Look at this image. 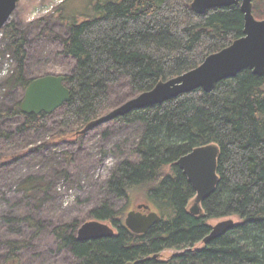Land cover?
<instances>
[{
  "label": "trees",
  "instance_id": "16d2710c",
  "mask_svg": "<svg viewBox=\"0 0 264 264\" xmlns=\"http://www.w3.org/2000/svg\"><path fill=\"white\" fill-rule=\"evenodd\" d=\"M191 1L119 0L84 19L62 16L68 21V33L56 37L59 53L73 61L65 74L69 102L54 113L53 125L48 114L24 113L20 99L11 110L0 113V119L18 117L17 134L53 130L54 139H65L159 81L196 68L209 54L243 36L240 5L199 14L190 7ZM253 13L264 19V0H254ZM3 31L8 54L16 60L8 84L11 90H19V98L35 79L26 76L27 40L14 22ZM121 84L129 92L114 105L112 91ZM134 121L144 125L133 150L135 157L116 165L107 189L126 199L139 196L161 219L147 233L137 234L126 227L123 213L107 206L95 208L94 218L113 223L116 235L85 241L77 239L79 222L53 225L47 232L59 251L72 255L69 264H264V76L246 69L220 81L210 92L199 88L113 120ZM0 136L9 143L14 133L3 131ZM207 144L220 150L219 181L202 202L205 216L194 215L188 205L195 191L177 161ZM34 188L28 181L21 186L28 194ZM230 216H238L241 222L194 249L209 234L211 219ZM27 220L35 229L31 240L40 243L46 227L41 220ZM30 247L39 246L0 242V249H6L0 264H29L34 255ZM171 249L175 253L163 260V252Z\"/></svg>",
  "mask_w": 264,
  "mask_h": 264
},
{
  "label": "rangeland",
  "instance_id": "374dc122",
  "mask_svg": "<svg viewBox=\"0 0 264 264\" xmlns=\"http://www.w3.org/2000/svg\"><path fill=\"white\" fill-rule=\"evenodd\" d=\"M113 1L119 0H19L7 24L14 22L27 40L26 76L38 78L69 73L73 61L59 53V38L68 33L66 19L80 20L87 15H97L108 2ZM3 29L0 32V113L11 110L18 99L21 106L26 91L21 92L18 98L19 90H11L8 84L16 68V60L8 54L9 41L4 37ZM128 92L129 88L124 84L114 87V105ZM55 112L48 114L50 125L54 123ZM19 124L20 119L15 116L7 115L0 119V132L14 133L9 143L6 137L0 136V242L27 241L39 246L30 247L29 252L34 255H31L29 264L72 263V255L59 251L54 245L47 232L51 226L77 221L80 228L85 222L96 219L92 210L103 206L123 213L125 223L130 210L137 209L139 204H148L139 196L126 199L107 189L116 165L126 158L135 157L133 150L144 129L142 123H115L112 120L85 134H77L85 125L74 135L59 140L52 137L55 134L53 130L17 134ZM20 152L23 153L18 155ZM27 181L35 186L30 194L21 189ZM195 196L188 208L193 205ZM29 217L41 220L43 228L46 227L40 243L31 240L35 229L27 220ZM229 218L237 224L241 222L238 216H230L213 218L208 223L213 227ZM100 221L117 231L113 223ZM203 245L204 242L200 241L194 249ZM34 249L37 251H31ZM173 253L174 250H167L161 258L166 260ZM4 254L6 249L1 248L0 262Z\"/></svg>",
  "mask_w": 264,
  "mask_h": 264
},
{
  "label": "water",
  "instance_id": "95a60500",
  "mask_svg": "<svg viewBox=\"0 0 264 264\" xmlns=\"http://www.w3.org/2000/svg\"><path fill=\"white\" fill-rule=\"evenodd\" d=\"M19 0H0V32L7 24ZM240 5L244 14L243 36L235 39L230 45L209 54L197 66L175 78L159 81L151 90L139 93L122 104L112 108L103 116L90 121L77 132L85 134L95 127L125 116L135 109L161 104L181 94L202 89L212 91L216 85L228 78L235 77L239 72L250 69L254 74L264 76V19H257L253 13L254 0H192L190 7L197 13L219 7ZM65 75L48 74L33 79L26 88L21 109L27 114H52L71 98V90L65 84ZM219 147L207 144L194 148L181 156L177 165L187 176L196 196L190 213L203 215L202 202L216 190L219 174ZM161 216L148 204H139L137 209L130 210L125 218V225L137 234L147 233ZM237 226L234 219H224L211 227L204 244L226 234ZM116 235L113 226L100 220H90L81 225L77 231L79 241L112 237ZM157 257V255H155ZM126 264H136L128 262Z\"/></svg>",
  "mask_w": 264,
  "mask_h": 264
}]
</instances>
